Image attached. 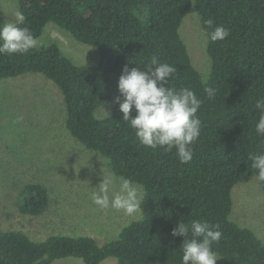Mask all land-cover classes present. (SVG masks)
I'll use <instances>...</instances> for the list:
<instances>
[{"label":"trees","instance_id":"trees-1","mask_svg":"<svg viewBox=\"0 0 264 264\" xmlns=\"http://www.w3.org/2000/svg\"><path fill=\"white\" fill-rule=\"evenodd\" d=\"M28 27L39 39L52 23L75 40L98 50L94 64L77 65L56 42L26 54L0 55V80L42 74L62 91L70 134L108 159L116 175L144 188L143 218L119 237L100 245L89 236L54 235L35 241L21 231H0V264H52L67 258L101 264H182L184 237L171 235L181 222L199 219L219 224L213 244L221 264H264V242L231 220L234 188L256 177L249 154L264 153L257 136L255 101L264 97V0H18ZM195 9L206 32L224 26L223 41L208 39L212 68L204 79L194 66L180 29ZM1 21L0 23H2ZM155 54L177 68L170 86L189 87L203 101L193 160L181 164L175 149L142 146L115 98L124 67L141 68ZM216 89L209 99L204 89ZM112 104L111 114L96 110ZM132 115L135 116V109ZM260 182V181H259ZM264 194V183L260 182ZM50 204L48 189L30 184L21 194L20 211L41 216Z\"/></svg>","mask_w":264,"mask_h":264},{"label":"rangeland","instance_id":"rangeland-1","mask_svg":"<svg viewBox=\"0 0 264 264\" xmlns=\"http://www.w3.org/2000/svg\"><path fill=\"white\" fill-rule=\"evenodd\" d=\"M19 10L18 0H0V22L12 21ZM194 66L207 78L212 64L207 52V32L195 9L180 29ZM56 42L77 65L94 64L98 50L75 40L50 23L38 39V45ZM112 104L99 107L95 115L111 114ZM22 116L21 122L13 119ZM67 108L62 91L42 74L27 73L0 80V231L15 230L35 241L54 235L89 236L100 245L117 239L130 223L143 218L115 209H100L90 194L102 182V168L113 172L110 162L89 150L67 129ZM116 174V173H115ZM30 184H42L49 191L50 204L38 217L20 211L21 194ZM139 185V184H138ZM142 189L143 200L145 191ZM231 220L251 229L264 242V194L260 182L251 177L233 190ZM142 200V202H143ZM216 264L222 259L217 256ZM52 264H85L82 259L67 258ZM101 264H117L109 258Z\"/></svg>","mask_w":264,"mask_h":264},{"label":"clouds","instance_id":"clouds-1","mask_svg":"<svg viewBox=\"0 0 264 264\" xmlns=\"http://www.w3.org/2000/svg\"><path fill=\"white\" fill-rule=\"evenodd\" d=\"M15 19L0 23V55L26 54L38 45V38L28 27L23 11L14 13ZM212 30L207 32L211 42L223 41L229 35L224 26L213 27L211 19L205 22ZM177 68L161 62L153 54L147 65L131 68L126 65L118 80L120 95L115 98L123 121L133 130L137 141L145 147L172 152L181 164L193 160L194 145L202 131V121L198 112L203 101L189 87L170 86ZM206 79V78H205ZM206 96L212 99L216 89L206 87ZM135 109V116L132 115ZM259 113L255 125L257 136L264 137V97L255 101ZM23 119L17 116L13 123ZM251 167L256 171V179L264 183V153L249 154ZM102 182L90 194L91 202L100 209H115L125 215L135 216L142 209L143 193L141 187L131 178L116 175L102 168ZM174 237H184L181 245L182 264H216L217 255L213 244L218 243L223 233L220 225H212L199 219L181 222L172 229Z\"/></svg>","mask_w":264,"mask_h":264}]
</instances>
